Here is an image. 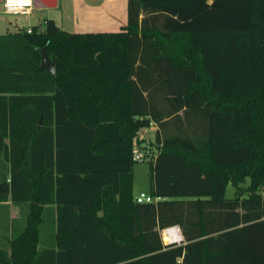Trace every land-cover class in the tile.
Masks as SVG:
<instances>
[{
	"label": "trees",
	"instance_id": "16d2710c",
	"mask_svg": "<svg viewBox=\"0 0 264 264\" xmlns=\"http://www.w3.org/2000/svg\"><path fill=\"white\" fill-rule=\"evenodd\" d=\"M136 145L156 150L155 202L136 200ZM0 158V201L28 206L7 264H264V0H128L119 30L0 34Z\"/></svg>",
	"mask_w": 264,
	"mask_h": 264
},
{
	"label": "crops",
	"instance_id": "0c3cea01",
	"mask_svg": "<svg viewBox=\"0 0 264 264\" xmlns=\"http://www.w3.org/2000/svg\"><path fill=\"white\" fill-rule=\"evenodd\" d=\"M59 3L60 0H57V6ZM71 3L74 10L73 17L78 23L76 30L79 29L81 32L114 31L121 29L127 23V10L125 14L124 9L119 8L120 4L117 0H71ZM57 23L59 22L57 21ZM77 23L75 24L77 25ZM0 163L4 165L1 158ZM2 168L4 169V166ZM27 207V204H17L10 199L0 201V217H2L0 219V264H7L1 260V255L3 253L5 256L10 255V240L24 228ZM2 221H4V229L1 224Z\"/></svg>",
	"mask_w": 264,
	"mask_h": 264
},
{
	"label": "rangeland",
	"instance_id": "374dc122",
	"mask_svg": "<svg viewBox=\"0 0 264 264\" xmlns=\"http://www.w3.org/2000/svg\"><path fill=\"white\" fill-rule=\"evenodd\" d=\"M119 2V8L124 9L125 14L127 10L128 0H117ZM32 13L29 14H5L3 13V3L0 0V33H6L17 30L19 27H30L36 24H43L46 18L56 19L60 26L69 31L81 32L78 27L74 15V10L72 9L71 0H60L57 7H34ZM58 23V24H59ZM74 23V24H73ZM77 23V25L75 24ZM76 25V26H75ZM80 28V27H79ZM156 126L144 128L140 130L139 137L142 141V145H150L151 142L155 140V130ZM152 147L156 149V144H152ZM156 152V150H154ZM151 160H146L143 162H136L134 167V193L139 195L142 192L149 193L151 187ZM1 164V163H0ZM235 195V188L232 184H229L226 189V196L233 197ZM2 217H0L1 219ZM2 227L4 221L1 222ZM52 222L50 218L42 225L41 236L42 241H51V228ZM1 228V227H0ZM4 229V227H3ZM50 234V237H48ZM164 235V234H163ZM46 238V239H45ZM164 241L166 239L164 238Z\"/></svg>",
	"mask_w": 264,
	"mask_h": 264
},
{
	"label": "built area",
	"instance_id": "2783aa9c",
	"mask_svg": "<svg viewBox=\"0 0 264 264\" xmlns=\"http://www.w3.org/2000/svg\"><path fill=\"white\" fill-rule=\"evenodd\" d=\"M3 3V12L7 14H29L32 12L33 8L35 7V0H29L28 3L21 4V3H15L13 5H8V0H2ZM29 31H31L29 29ZM134 159L138 162H143L146 160H153L156 156V152H154L153 149H151L149 146H140L136 145L134 148ZM161 199L160 196L155 197L150 193L142 192L139 195L136 196V200L138 202H155L157 200ZM176 228L180 230L181 229L178 225L167 227L163 230L164 238L165 234L168 237V240L165 241L167 244L171 243H181L183 240V235L181 233V236L175 235Z\"/></svg>",
	"mask_w": 264,
	"mask_h": 264
},
{
	"label": "water",
	"instance_id": "95a60500",
	"mask_svg": "<svg viewBox=\"0 0 264 264\" xmlns=\"http://www.w3.org/2000/svg\"><path fill=\"white\" fill-rule=\"evenodd\" d=\"M36 7H56L57 0H35ZM41 64L39 66L40 69H46L52 74H55V63L52 61L45 48H41Z\"/></svg>",
	"mask_w": 264,
	"mask_h": 264
},
{
	"label": "clouds",
	"instance_id": "9594fccd",
	"mask_svg": "<svg viewBox=\"0 0 264 264\" xmlns=\"http://www.w3.org/2000/svg\"><path fill=\"white\" fill-rule=\"evenodd\" d=\"M28 2H29V0H8V5H13L15 3L25 4Z\"/></svg>",
	"mask_w": 264,
	"mask_h": 264
},
{
	"label": "bare ground",
	"instance_id": "6f19581e",
	"mask_svg": "<svg viewBox=\"0 0 264 264\" xmlns=\"http://www.w3.org/2000/svg\"><path fill=\"white\" fill-rule=\"evenodd\" d=\"M34 9V8H33ZM168 239H166V241H167Z\"/></svg>",
	"mask_w": 264,
	"mask_h": 264
}]
</instances>
